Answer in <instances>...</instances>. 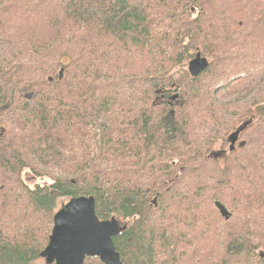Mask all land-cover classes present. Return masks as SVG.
I'll use <instances>...</instances> for the list:
<instances>
[{
	"label": "trees",
	"instance_id": "16d2710c",
	"mask_svg": "<svg viewBox=\"0 0 264 264\" xmlns=\"http://www.w3.org/2000/svg\"><path fill=\"white\" fill-rule=\"evenodd\" d=\"M81 196L123 264H264V0H0V264Z\"/></svg>",
	"mask_w": 264,
	"mask_h": 264
},
{
	"label": "water",
	"instance_id": "95a60500",
	"mask_svg": "<svg viewBox=\"0 0 264 264\" xmlns=\"http://www.w3.org/2000/svg\"><path fill=\"white\" fill-rule=\"evenodd\" d=\"M209 66V61L197 53L188 64V73L196 78ZM63 70L60 72V79ZM249 122L242 124L229 136L230 151L235 146ZM220 153L215 154L217 158ZM155 206L157 205L154 199ZM221 215L229 220L231 214L217 203ZM126 228L113 217L101 220L96 214L95 198L77 197L66 202L54 215V225L49 242L40 253L45 264H85L87 258H99L103 264H123L117 252L114 238Z\"/></svg>",
	"mask_w": 264,
	"mask_h": 264
},
{
	"label": "rangeland",
	"instance_id": "374dc122",
	"mask_svg": "<svg viewBox=\"0 0 264 264\" xmlns=\"http://www.w3.org/2000/svg\"><path fill=\"white\" fill-rule=\"evenodd\" d=\"M262 34V33H261ZM188 64H186V67L185 69H188ZM28 176V174H27ZM24 179L28 182V185L33 188L36 184H40V185H46V184H52V181L48 180V179H33L32 177H26V175L24 176ZM68 202V200H63V201H60L59 204H58V209L57 211L66 203ZM37 264H45V261L40 258L38 263Z\"/></svg>",
	"mask_w": 264,
	"mask_h": 264
}]
</instances>
